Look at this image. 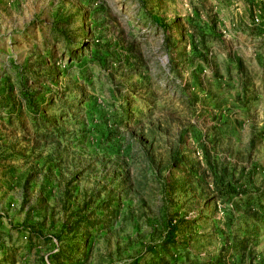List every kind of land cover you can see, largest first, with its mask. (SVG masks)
Wrapping results in <instances>:
<instances>
[{"label": "rangeland", "instance_id": "obj_1", "mask_svg": "<svg viewBox=\"0 0 264 264\" xmlns=\"http://www.w3.org/2000/svg\"><path fill=\"white\" fill-rule=\"evenodd\" d=\"M0 264H264V0H0Z\"/></svg>", "mask_w": 264, "mask_h": 264}]
</instances>
